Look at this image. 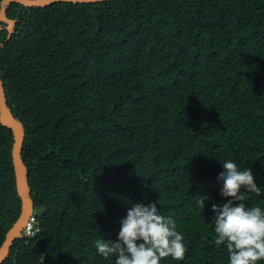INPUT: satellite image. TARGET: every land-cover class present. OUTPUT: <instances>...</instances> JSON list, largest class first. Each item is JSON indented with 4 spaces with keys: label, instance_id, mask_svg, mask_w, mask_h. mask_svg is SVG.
I'll return each mask as SVG.
<instances>
[{
    "label": "trees",
    "instance_id": "1",
    "mask_svg": "<svg viewBox=\"0 0 264 264\" xmlns=\"http://www.w3.org/2000/svg\"><path fill=\"white\" fill-rule=\"evenodd\" d=\"M6 13L16 23L8 41L0 31V78L25 128L35 235L2 264H114L94 242H117L137 203H157L185 238V258L161 264H229L211 210L227 202L222 163L252 170L261 195L244 203L264 210V0L12 3ZM12 142L1 124L0 246L20 212Z\"/></svg>",
    "mask_w": 264,
    "mask_h": 264
},
{
    "label": "clouds",
    "instance_id": "2",
    "mask_svg": "<svg viewBox=\"0 0 264 264\" xmlns=\"http://www.w3.org/2000/svg\"><path fill=\"white\" fill-rule=\"evenodd\" d=\"M14 29V27H13ZM221 196L227 202L212 205L215 213L216 243L225 245L229 264H260L264 261V210L259 206L247 207L249 193L261 195L252 170H241L228 160L222 163ZM205 197L198 204L205 208ZM34 217V213H33ZM26 226L23 235H35L31 230L34 219ZM117 242L96 239L94 247L104 259L115 256L114 264H161L162 260L182 261L187 253L184 236L170 216L160 213L157 203L131 206L121 220Z\"/></svg>",
    "mask_w": 264,
    "mask_h": 264
},
{
    "label": "water",
    "instance_id": "3",
    "mask_svg": "<svg viewBox=\"0 0 264 264\" xmlns=\"http://www.w3.org/2000/svg\"><path fill=\"white\" fill-rule=\"evenodd\" d=\"M106 0H1L0 1V31H7L8 41L14 32L13 26L16 20L8 18L6 10L12 3L23 5L26 8H44L54 3L92 4ZM5 24V26L3 25ZM4 43H0V48ZM9 129L12 133V167L14 174L15 188L20 199V212L5 233V238L0 246V264L10 255L13 243L22 237V234L33 217L34 204L31 198V188L28 184L27 167L22 159V146L25 140V128L21 121L16 118L7 105L3 81L0 78V125Z\"/></svg>",
    "mask_w": 264,
    "mask_h": 264
},
{
    "label": "flooded vegetation",
    "instance_id": "4",
    "mask_svg": "<svg viewBox=\"0 0 264 264\" xmlns=\"http://www.w3.org/2000/svg\"><path fill=\"white\" fill-rule=\"evenodd\" d=\"M6 14H7V13H6ZM3 25L5 26V24H3ZM14 26H15V25H14ZM14 26H13V27H14ZM7 33H8V32H7ZM7 36H8V34H7Z\"/></svg>",
    "mask_w": 264,
    "mask_h": 264
}]
</instances>
